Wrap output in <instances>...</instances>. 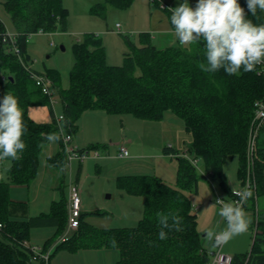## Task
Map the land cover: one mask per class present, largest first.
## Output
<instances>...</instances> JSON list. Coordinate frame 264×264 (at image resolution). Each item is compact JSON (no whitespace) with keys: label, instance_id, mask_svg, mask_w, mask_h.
Instances as JSON below:
<instances>
[{"label":"trees","instance_id":"1","mask_svg":"<svg viewBox=\"0 0 264 264\" xmlns=\"http://www.w3.org/2000/svg\"><path fill=\"white\" fill-rule=\"evenodd\" d=\"M134 1L105 0L93 6L91 13L106 17L108 6L128 9ZM238 3L244 8L247 19L254 24L264 23V12L258 9L254 17L247 9L246 0H238ZM4 7L17 37L14 43L5 41L8 31L0 22V99L7 93L18 98L27 131L22 137L26 148L20 158L0 161L9 164L8 180L0 178V264H34L31 231L42 228L57 230L43 246L47 250L56 243L51 257L58 251L116 249L121 256L117 264H207L210 258L204 243L205 234L198 230V215L187 195L192 190L198 193L201 175L188 157L171 146L164 147L163 153L178 161L176 185L151 174L117 179L119 189L144 197V216L133 227L97 228L86 220L88 213H82L77 230L66 240L57 242L68 222L66 195L53 201L48 213L36 217L27 215V203L11 198L13 185L29 186L37 178L40 155L49 144L42 134L59 132L49 98L32 76L36 72L31 67L29 38L37 33H56L59 27L65 30L70 12L63 0H4ZM171 15L169 13V18ZM124 38L130 52L119 66L108 64L106 49L96 35L88 34L75 43V63L68 89H62L59 72L47 71L52 85L60 88L67 132L74 136L80 119L88 111L129 114L147 121H160L171 111L183 120L186 131L192 135L188 148L192 159L201 160L206 171L219 180L230 195L225 163L229 157L239 158L238 179L243 184L249 175L252 148L250 171L258 197L264 198V137H261L264 122L254 121V104L264 99V77L258 73L257 66L251 72L241 69L239 75H228L223 68L207 73L198 67L199 63L207 65L203 40L184 46L178 41L159 48L153 44L150 34H143L140 46L134 45L129 36L124 35ZM15 49L20 51V56ZM35 106L49 107V122L38 123L31 118L29 110ZM253 139L256 142L252 147ZM58 144L60 150L48 157L47 165L60 173L59 191L63 192L68 160L62 150V139ZM100 147L94 145L87 149ZM250 202L251 199L246 212L255 220V209ZM259 209L258 231L251 252L233 257L232 264H264V207ZM158 212L178 213L183 218L179 231L165 230L168 234L165 240L158 238Z\"/></svg>","mask_w":264,"mask_h":264},{"label":"rangeland","instance_id":"2","mask_svg":"<svg viewBox=\"0 0 264 264\" xmlns=\"http://www.w3.org/2000/svg\"><path fill=\"white\" fill-rule=\"evenodd\" d=\"M183 2L184 0H135L128 9L108 6L106 17H102L92 14L91 9L98 3H105V0H63L64 6L70 12L65 30L59 27L56 33H37L29 38L28 52L32 58L31 67L42 76H47V71L51 69L59 72L62 89H68L70 72L75 63L73 51L75 43L84 40L88 34H94L102 41L106 49L108 64L123 65L125 54L130 52L124 35L129 36L134 45L140 46L143 34H150L151 39L155 38L152 41L153 44L162 46V36L172 32L169 18L171 11L162 9V5L175 8ZM197 2L198 0H188L189 5L193 8ZM0 22L5 25L9 33L15 32L10 15L5 10L4 0H0ZM117 24L120 25V30L117 29ZM59 89L52 85L55 117L63 115ZM29 115L38 123H47L51 119L48 106H35L29 110ZM110 117L112 119H107ZM107 120L113 121H109L108 124ZM80 123L83 128L79 135L80 142L77 140L78 135L76 134L75 138L73 137V145L80 149L83 147L87 149L102 144L97 149L100 157L90 158L84 163L74 159L71 169L68 168L66 174L64 190L60 192L55 179L59 175L56 170L47 165L48 157L56 154L60 148L58 142H49L40 155L37 178L29 186L13 185L10 190V196L14 201L27 203V215L29 217L48 213L53 201L60 200L63 195L68 197V186L71 180L78 184V175L80 178L83 175L81 169L90 163L89 170L84 171L83 175V178L85 174L86 176L90 175L87 182L88 193L85 187L86 193L84 195L86 198L88 196L90 198V193H92L93 203L97 208L87 214L86 220L97 228L136 226L144 216V197L128 194L119 189L118 177L125 176L124 173L132 176L151 174L171 185H176L178 161L165 156L164 147L174 146L181 150V154L192 158L188 151L192 135L186 131L183 120L171 111L166 112L160 121L141 120L129 114L100 118L95 113H88L82 116ZM104 128L108 129V132L106 131V134L103 135V141L99 142L101 144L95 143L93 137L96 134L93 130L100 131ZM63 131L67 133L65 124ZM127 137L133 140L132 148L138 154L134 156L130 150V145H126L129 149L130 160L121 161L123 159L118 158L119 146L124 144ZM261 137L263 139L264 133ZM117 144L119 146H116ZM106 159L104 165L103 162ZM81 164H83L82 167ZM8 167V163H0V178L4 181L8 180ZM238 167L239 158L237 156L229 157L224 166L231 193L240 190L242 187L238 179ZM197 170L201 175L198 184L199 192L196 193L192 190L188 191L187 195L191 199L194 211L199 218L198 230L205 234L207 229L215 228L221 218L219 216L220 206L214 202L218 198H225V201L228 202L230 201V194L222 188L219 180L214 179L206 171L201 160L198 161ZM81 190L83 192V186ZM122 196H128L127 204L122 201ZM250 203L255 209L256 216H258L259 207H264V198H259L256 192ZM92 213H103L104 215ZM248 215L251 218V223L247 231L224 244L222 249L224 254L235 257L248 255L251 252L255 237V231H253L255 220L252 215ZM225 226L226 224L220 225L217 230L219 231ZM67 230L68 222L64 233ZM56 232L57 230L54 228L33 229L30 245L43 247L46 241L55 236ZM72 233L73 231H70L68 235H72ZM204 243L206 248L211 250L212 246H209L205 238ZM54 251L55 248L52 249L51 253L53 254ZM120 257V252L116 249H93L79 252L58 251L51 257L50 264H117ZM34 264H40V262Z\"/></svg>","mask_w":264,"mask_h":264},{"label":"clouds","instance_id":"3","mask_svg":"<svg viewBox=\"0 0 264 264\" xmlns=\"http://www.w3.org/2000/svg\"><path fill=\"white\" fill-rule=\"evenodd\" d=\"M246 3L252 16L257 15L258 9L264 12V0H246ZM169 10L172 13V34L176 38L171 41L172 44L177 40L181 46L201 40L205 42L207 65L198 64L203 72L214 73L223 68L228 75H239L241 69L251 72L257 65L264 64V23L254 24L247 19L238 0H198L195 8L184 0ZM58 119L62 121L59 132L42 134L48 142L56 143L62 139L66 121L63 116ZM26 131L18 98L11 93L5 94L0 99V161L20 158L26 148L22 139ZM233 195L238 199L225 202V198H218L214 202L220 205L219 216L226 226L218 231L220 225L217 222L215 228L206 230L205 239L213 248L245 233L251 223L244 204L252 197V190L245 186L240 191H234ZM156 216L160 240L167 239L166 229L180 230L183 218L178 213L158 212Z\"/></svg>","mask_w":264,"mask_h":264},{"label":"built area","instance_id":"4","mask_svg":"<svg viewBox=\"0 0 264 264\" xmlns=\"http://www.w3.org/2000/svg\"><path fill=\"white\" fill-rule=\"evenodd\" d=\"M154 1V0H152ZM162 9L164 10H169L170 8L166 5H162ZM170 11V10H169ZM118 28L120 25H117ZM17 35L16 34H11L7 33L5 36V41H9L11 43H14L16 40ZM15 52L18 56H20V51L18 49H15ZM258 73L264 77V64L257 65ZM33 79L37 85L42 90V93L49 98L51 107L53 108V102H52V95H53V90H52V81L47 77V76H42L37 73L32 74ZM63 116V115H61ZM60 117V116H59ZM56 120L58 122V125L62 121L56 117ZM254 121L257 124H262L264 122V99L258 100L254 104ZM60 131V129H59ZM73 135L70 133H62V150L65 152L67 156V170L68 168L71 169V164L74 159H78L80 162H83L89 158H99L100 154L98 153L97 149H80L77 146L73 145ZM256 139H253L252 141V147L255 145ZM252 148H251V153L249 156V165H248V176L246 178V181L241 184L243 189L245 186L250 188L253 192V195L251 198L254 197L255 193L257 192V185L255 180L253 179L251 175V167H252ZM129 155L128 148L126 145H121L119 146V154L118 158L124 159L127 158ZM192 163L197 167L198 165V160L189 158ZM69 189V196H68V230L57 240V242H62L67 239L68 232L77 230V228L80 225V217L82 214V199H81V189L78 184L73 183L72 180L68 186ZM240 189V190H241ZM240 190H235V191H240ZM234 192V191H233ZM233 192L230 195V201L237 200L238 197L233 195ZM249 198L247 202L244 204V208L246 211L248 201L251 199ZM226 202V201H225ZM218 205V204H217ZM220 206V205H218ZM257 220L258 217L256 216L255 218V224L253 231H255V235L257 234L258 228H257ZM226 224V222L224 221ZM1 228V226H0ZM70 234V233H69ZM56 243L53 244L49 249L44 250L43 247H33V260L34 262H40L41 264H50L51 260V252L52 249L55 248ZM209 246H211L209 244ZM223 246L217 247V248H211V250L208 251L209 255V261L207 264H232L233 263V257L226 255L223 253Z\"/></svg>","mask_w":264,"mask_h":264},{"label":"crops","instance_id":"5","mask_svg":"<svg viewBox=\"0 0 264 264\" xmlns=\"http://www.w3.org/2000/svg\"><path fill=\"white\" fill-rule=\"evenodd\" d=\"M117 25H119V24H117ZM120 28L121 27H119L118 28V26H117V29L118 30H120ZM164 37V38H163ZM152 41L153 40H155V38H153V39H151ZM173 40H176V38H175V36L172 34V32L171 33H166V36H162V39H161V41L163 42H161V44H162V46H157V47H159V48H165V47H168V46H170V45H174V44H172L171 43V41H173ZM178 42V40L176 41V43ZM175 43V44H176ZM88 113H95V114H97V115H99L100 116V118H102V117H108V116H110V114L108 115L107 113H105L104 111H88V112H86L85 114H84V116L86 115V114H88ZM104 114V116H102L103 114ZM107 119H112L111 117L110 118H107ZM106 121V120H105ZM108 122V124H109V121H113V120H107ZM81 123H80V121H79V127H78V132L76 133L77 135H78V137H77V140H79V135H80V133H81V131L83 130V128H82V126L80 125ZM101 127V126H100ZM108 132V129H106V128H104L103 130H100V131H94L93 130V132L96 134V136H94L93 137V139H94V141H95V143H97V144H101V143H99V142H102L103 141V135H105L106 133L105 132ZM99 133V134H98ZM75 134V135H76ZM75 135H74V138H75ZM94 135V134H93ZM79 142H80V140H79ZM92 143H94V142H92ZM80 144V143H79ZM78 144V145H79ZM85 144V143H84ZM133 144H134V142H133V140L131 139V138H125V142H124V145H130V150L133 152V155L134 156H136V154H138V153H136L135 152V150L132 148L133 147ZM79 146H83V145H79ZM100 146H102V144L100 145ZM116 146H119V144H117ZM171 147H173V148H175V149H177L179 152H181V150H179L178 148H176V147H174V146H171ZM60 148V147H59ZM128 148V147H127ZM81 149H85V147H83V148H81ZM60 150V149H59ZM128 152H129V149H128ZM100 157V156H99ZM169 157V156H168ZM90 159V158H89ZM89 159H87V160H89ZM87 160H85V161H87ZM126 160H130V155H128V157L127 158H124L123 160H121V161H126ZM85 161H83L82 163H84ZM106 161H107V159L106 160H104V165H105V163H106ZM127 162H130V161H127ZM83 166V164H81V167ZM89 167H90V163H87L86 165H85V167L83 166V168L81 169L82 170V174L84 175V171H87V170H89ZM80 170V171H81ZM56 173H58V175H59V177L58 178H55L56 179V183H57V187H58V190H59V187L61 186L60 185V183H61V175H60V173L59 172H57L56 171ZM83 175H82V177L80 178V176L78 175V177H77V182H78V184H79V187H80V189H81V187L83 186V192H82V190H81V199H82V213H89V212H92V210H94V208H97V206L96 205H94V203H93V201H94V197H93V194L92 193H90V198H89V196H88V198H86L85 197V193H86V191H87V193H88V189H87V182H88V178H90V175H87L86 176V174H85V177L83 178ZM124 175L125 176H127V175H131V174H127V173H124ZM146 175V174H145ZM66 181V180H65ZM240 182V181H239ZM85 187H86V191H85ZM61 192V191H60ZM198 192H199V189H198ZM68 198V197H67ZM127 199H128V196H122V201L124 202V203H126L127 204ZM127 207V206H126ZM202 216V215H201ZM198 221H199V218H198ZM213 222V221H212ZM219 225H223V224H225L224 223V221L220 218L219 219ZM212 224V223H211Z\"/></svg>","mask_w":264,"mask_h":264}]
</instances>
